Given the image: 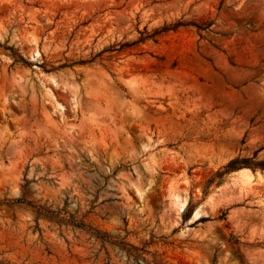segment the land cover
Returning a JSON list of instances; mask_svg holds the SVG:
<instances>
[{"label": "rangeland", "instance_id": "obj_1", "mask_svg": "<svg viewBox=\"0 0 264 264\" xmlns=\"http://www.w3.org/2000/svg\"><path fill=\"white\" fill-rule=\"evenodd\" d=\"M0 264H264V0H0Z\"/></svg>", "mask_w": 264, "mask_h": 264}, {"label": "trees", "instance_id": "obj_2", "mask_svg": "<svg viewBox=\"0 0 264 264\" xmlns=\"http://www.w3.org/2000/svg\"><path fill=\"white\" fill-rule=\"evenodd\" d=\"M192 24L195 25L196 28L207 27V24H206L205 22H203V23H196V22H193ZM179 25H184V23L181 22V21H178V22H176L174 25H172V26H170V27H166L165 29L175 28V27H177V26H179ZM256 165L263 166V164H261V163H256L255 166H256Z\"/></svg>", "mask_w": 264, "mask_h": 264}, {"label": "bare ground", "instance_id": "obj_3", "mask_svg": "<svg viewBox=\"0 0 264 264\" xmlns=\"http://www.w3.org/2000/svg\"><path fill=\"white\" fill-rule=\"evenodd\" d=\"M181 201H182V200H181ZM181 201H180V202H181ZM184 202H186V201H182V203H181V204H182V205H181L182 207H184V204H185ZM181 206H180V207H181ZM182 209H183V208H182ZM182 209H181V210H182Z\"/></svg>", "mask_w": 264, "mask_h": 264}]
</instances>
